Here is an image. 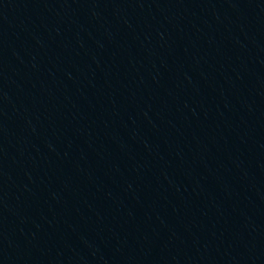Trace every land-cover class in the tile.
I'll list each match as a JSON object with an SVG mask.
<instances>
[{
	"label": "water",
	"instance_id": "water-1",
	"mask_svg": "<svg viewBox=\"0 0 264 264\" xmlns=\"http://www.w3.org/2000/svg\"><path fill=\"white\" fill-rule=\"evenodd\" d=\"M170 264H264V0H169Z\"/></svg>",
	"mask_w": 264,
	"mask_h": 264
}]
</instances>
